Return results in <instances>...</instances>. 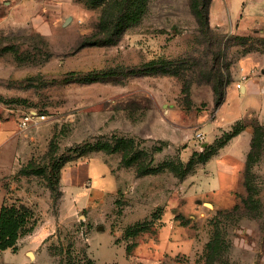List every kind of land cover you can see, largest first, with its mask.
Masks as SVG:
<instances>
[{
    "label": "rangeland",
    "instance_id": "rangeland-1",
    "mask_svg": "<svg viewBox=\"0 0 264 264\" xmlns=\"http://www.w3.org/2000/svg\"><path fill=\"white\" fill-rule=\"evenodd\" d=\"M207 2L209 30L198 23L190 0H149L141 21L116 43L81 46L98 7L81 0H0V119L19 122L31 114L36 121L27 126L45 123L32 153L38 160L44 161L51 138L58 154L73 157L60 170L57 196L43 177L18 174L17 161L4 175L11 203L37 218L28 233L45 221L54 225L37 250L27 252L28 264H56L66 249L97 264H127L126 244L142 239L151 248L166 226V253L154 263L130 264H204L215 229L221 252L214 264H264V88L236 86L240 73L264 83V0ZM217 49L231 79L214 106L208 77ZM151 59L174 60L179 74L142 72ZM185 81L189 102L181 92ZM236 123L243 130L182 178L166 167L136 176L133 166L120 163V152L86 151L88 143L131 136L141 147H160L154 165L184 164ZM255 124L262 126V140L250 183L259 206L244 210L245 159ZM78 163L86 164L81 175L87 178L69 185L62 174ZM233 165L237 172L230 175ZM136 222L147 229L129 236ZM6 260L0 264L14 262Z\"/></svg>",
    "mask_w": 264,
    "mask_h": 264
},
{
    "label": "trees",
    "instance_id": "trees-1",
    "mask_svg": "<svg viewBox=\"0 0 264 264\" xmlns=\"http://www.w3.org/2000/svg\"><path fill=\"white\" fill-rule=\"evenodd\" d=\"M87 7H98L99 15L94 25V29L89 34L85 35L81 42V46L85 45H110L116 43L124 33V31L132 26L137 25L144 16L149 0H81ZM208 2L207 0H190V7L195 18L201 27H209L208 17ZM220 49L215 50L212 58L211 71L208 82L213 91L214 106H218L224 99L226 94V86L230 82V72L224 68L223 63L217 59ZM216 57V58H215ZM174 60L151 59L147 61L140 70L145 73H161V74H179L178 68L173 63ZM188 80V79H187ZM181 92L185 94L187 102L189 93V83L184 82ZM243 123H236L227 131L224 136L216 141L214 146L208 150L194 152V154L183 164L179 160L178 165H173L171 161H164L161 164H153V152L160 147L147 149L141 147L140 144L131 136H115L112 139L104 141H96L88 143V149L103 150L106 152H120V163L123 166H133L136 176L153 174L161 171L163 168H169L176 176L182 178L186 173L193 169L195 162L208 160L216 150L223 146L234 135L241 132L244 128ZM262 140V126L255 124L253 133L250 139V148L246 154L245 171L243 185L247 190V196L242 198L244 210H248L251 206L257 208L258 198L254 197L256 189L251 185L250 179L252 173L250 171L251 164L257 156V149ZM58 145L51 138L47 151L44 153V161L38 160L34 155L20 164L18 174L22 175H38L45 179L46 186L56 196L60 193L59 188V173L61 168L73 159L70 155L58 154ZM82 151L78 154H83ZM197 156V159H196ZM54 195V197H55ZM238 205L235 204L233 210H237ZM37 218L32 209L15 205L13 203H2L0 205V250L11 248L15 251L18 247L19 238L30 232L36 224ZM147 229V226L141 222H136L133 226L127 229V234L137 235L140 231ZM150 237V236H149ZM151 241H153L152 238ZM148 242V240L146 241ZM142 239H133L132 244H126L125 249L128 256L131 255L133 247L137 244L146 243ZM157 242V241H156ZM153 243V246H155ZM150 248L151 250L154 248ZM65 256L59 259L56 264H97L93 258L86 253L75 255L72 250H64ZM221 252L220 236L218 231H214L213 236L205 244V261L204 264H214L218 260Z\"/></svg>",
    "mask_w": 264,
    "mask_h": 264
},
{
    "label": "crops",
    "instance_id": "crops-1",
    "mask_svg": "<svg viewBox=\"0 0 264 264\" xmlns=\"http://www.w3.org/2000/svg\"><path fill=\"white\" fill-rule=\"evenodd\" d=\"M242 65L245 70H249V61L243 60ZM245 72V71H244ZM241 74V73H240ZM239 74V76H240ZM264 83L262 82V79L260 77H247L243 82L242 86L239 88L240 90H248V91H257L258 89H263ZM237 88L232 85L231 93H236ZM228 92H226L227 94ZM45 123H40L35 125L27 126L26 128H20L18 125V122L14 119H6L1 120L0 119V205L2 203H11V193L8 191L9 187H6L4 184V175L8 174L10 170V164L13 161H17L18 164H21L22 162L29 159L31 156H33V149L35 144L40 139V131L42 128H44ZM248 130V129H247ZM86 165L85 163H78L77 165L69 166L68 169L65 171V175L62 174V176L68 178L69 185H81L84 180L87 178L86 174L85 176L81 175V166ZM236 166V165H235ZM231 173L237 172V169H235L234 165L229 170ZM64 179V178H63ZM93 188V187H90ZM74 205L77 204L76 202H73ZM62 208V207H61ZM61 218H64L65 215H60ZM60 220V219H59ZM54 222L56 223V219H54ZM57 224L59 222L57 221ZM48 225V226H47ZM47 227V228H46ZM50 224L43 223L41 228L38 230H33L31 233H28L24 235L23 237H20L18 240V247L15 251H12L11 248H5L3 250H0V260H12L14 262H9L10 264H28V256L27 252H34L37 250V248L40 246V244L43 243V240L52 233L53 227ZM169 227H164L161 230V235L159 239L157 240L155 244L154 249H149L150 244L147 243H141L137 244L135 247H133L131 255L127 257L128 263L130 264L132 261L138 262H147V263H154L155 261H158V257L161 254H165L166 247H168V242L170 241L168 235L169 233ZM153 245V244H151ZM154 251V252H153ZM2 254L5 255V257H2ZM6 260V261H7ZM31 260V257H30Z\"/></svg>",
    "mask_w": 264,
    "mask_h": 264
},
{
    "label": "built area",
    "instance_id": "built-area-1",
    "mask_svg": "<svg viewBox=\"0 0 264 264\" xmlns=\"http://www.w3.org/2000/svg\"><path fill=\"white\" fill-rule=\"evenodd\" d=\"M247 77V74L246 73H243L239 76V80L236 82V86L238 88H240L242 86V82L246 79ZM43 115H40V118L42 117ZM32 120V121H36V119H34V116L31 115V114H25L21 119L20 121L18 122V125L20 128H26L27 127V121L28 120Z\"/></svg>",
    "mask_w": 264,
    "mask_h": 264
}]
</instances>
